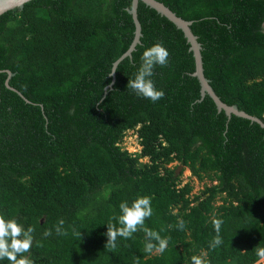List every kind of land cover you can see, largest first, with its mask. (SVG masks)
<instances>
[{
	"label": "trees",
	"instance_id": "16d2710c",
	"mask_svg": "<svg viewBox=\"0 0 264 264\" xmlns=\"http://www.w3.org/2000/svg\"><path fill=\"white\" fill-rule=\"evenodd\" d=\"M160 1L193 20L221 99L264 122V0ZM130 7L132 0H30L0 15V216L34 229L23 254L32 264H192L193 256L263 264L264 126L228 116L208 94L201 99L185 33L141 0V42L109 86L135 36ZM158 42L170 55L150 77L165 93L152 102L127 83ZM135 128L142 149L131 153L120 142ZM173 161L216 183L191 197ZM144 196L152 215L106 246L107 225L122 227L119 205ZM215 219L222 243L212 248ZM61 220L66 234L56 231ZM145 228L167 240L163 252L145 251Z\"/></svg>",
	"mask_w": 264,
	"mask_h": 264
},
{
	"label": "clouds",
	"instance_id": "9594fccd",
	"mask_svg": "<svg viewBox=\"0 0 264 264\" xmlns=\"http://www.w3.org/2000/svg\"><path fill=\"white\" fill-rule=\"evenodd\" d=\"M169 51L161 44L155 43L151 47L144 50L141 60L142 63L135 74L134 79L128 80L127 87L134 91L138 96L156 102L164 97L163 90H157L153 81L150 79L153 76V70L156 65L166 66L169 60ZM121 215L118 218L119 224L122 227H115V225H107V244L110 248L116 247L117 237L128 239L134 232L138 230V226H143L146 218L152 215L151 201L147 196L139 197L129 206L128 203L122 202L120 205ZM63 220L59 222L56 231L60 234H66L61 231ZM223 222L219 219L213 220L214 229L217 235L210 243V247L215 248L222 243L219 236L221 224ZM179 227L183 229L184 222H179ZM148 242L145 245L146 252H152L157 249L163 252L167 247V240L161 238L160 235L147 228L144 229ZM32 227L25 228L19 224L15 219L6 220L0 216V260H7L9 264H32V261L24 256V253H29L33 244ZM45 235H51L50 231H46ZM155 240L157 244L151 241ZM256 255L264 259V248H258ZM19 257V258H18ZM192 264H204V261L198 257L193 256Z\"/></svg>",
	"mask_w": 264,
	"mask_h": 264
},
{
	"label": "water",
	"instance_id": "95a60500",
	"mask_svg": "<svg viewBox=\"0 0 264 264\" xmlns=\"http://www.w3.org/2000/svg\"><path fill=\"white\" fill-rule=\"evenodd\" d=\"M30 0H0V15L7 12L8 10H12L14 8H23L25 3ZM148 6L156 9L160 14L169 18L172 22H174L178 28L182 29L185 33V36L190 43V50L193 51L196 63V69L193 72L194 76H197L200 84H201V99H203L207 94L210 95L217 104L218 109L225 110L228 116L232 114H236L241 117L249 118L253 121H258L264 126V122L257 116L251 115L246 111L240 109L236 104L230 105L224 102L221 97L216 93L213 86L210 83V79L205 75L204 71V61L202 55V43L199 41L198 35L194 33L192 30L191 25L193 24V20H187L181 16H179L175 11H173L168 5L160 0H141ZM140 0H132V7L129 8V12L133 15V19L135 22V36L134 39L126 52H124L115 62L112 70V75L114 77L113 81L109 86H112L113 82L115 81L116 76V68L118 64L127 56H131L133 50H135L137 44L141 42V36L143 35L142 32V24L138 16V7H139ZM4 70L0 69V72ZM8 73V77L6 79V85L11 88L15 89L13 86L10 85V79L14 75L11 70L6 69ZM107 86L106 89L109 87ZM16 90V89H15ZM0 99H1V85H0ZM181 168V165L179 166ZM178 168V170H179Z\"/></svg>",
	"mask_w": 264,
	"mask_h": 264
},
{
	"label": "rangeland",
	"instance_id": "374dc122",
	"mask_svg": "<svg viewBox=\"0 0 264 264\" xmlns=\"http://www.w3.org/2000/svg\"><path fill=\"white\" fill-rule=\"evenodd\" d=\"M120 145L123 148L128 149L131 153L140 152L142 149V145L140 144V139L137 134V128L127 130L120 142ZM143 160L147 161L148 158L145 157L143 158ZM180 165L181 168H179ZM168 166L176 168V172L180 176L181 186H183L187 182H190L192 184L193 189L190 193L191 197H194L196 194H200V192L203 191L207 185L216 183V181L211 180L207 174H204L202 178H199L192 173L189 167H185L183 164H179L177 161L171 162ZM222 202V199L220 197H217L216 203L221 204ZM260 261H262L264 264V259H261Z\"/></svg>",
	"mask_w": 264,
	"mask_h": 264
}]
</instances>
